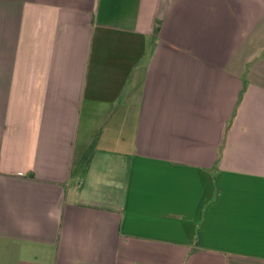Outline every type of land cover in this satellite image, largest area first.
<instances>
[{"label": "crops", "instance_id": "crops-1", "mask_svg": "<svg viewBox=\"0 0 264 264\" xmlns=\"http://www.w3.org/2000/svg\"><path fill=\"white\" fill-rule=\"evenodd\" d=\"M0 264H264V0H0Z\"/></svg>", "mask_w": 264, "mask_h": 264}, {"label": "trees", "instance_id": "trees-1", "mask_svg": "<svg viewBox=\"0 0 264 264\" xmlns=\"http://www.w3.org/2000/svg\"><path fill=\"white\" fill-rule=\"evenodd\" d=\"M84 159H86V157H84V158L82 159V161H84Z\"/></svg>", "mask_w": 264, "mask_h": 264}]
</instances>
